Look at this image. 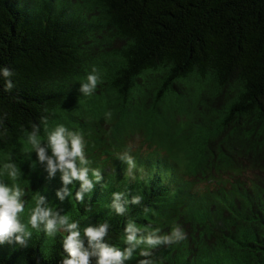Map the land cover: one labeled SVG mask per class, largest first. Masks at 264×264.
Segmentation results:
<instances>
[{"label":"trees","instance_id":"trees-1","mask_svg":"<svg viewBox=\"0 0 264 264\" xmlns=\"http://www.w3.org/2000/svg\"><path fill=\"white\" fill-rule=\"evenodd\" d=\"M5 67L14 87L0 75V182L21 191L18 220L31 236L0 244V264H63L71 231L98 264L86 229L101 225L99 243L121 253L133 247L129 227L138 240L186 233L138 244L122 264H264V0H0ZM93 67L100 81L84 95ZM34 125L43 161L28 141ZM58 125L83 137L87 163L75 164L88 190L65 184L59 166L49 172ZM40 197L66 218L51 236L29 223Z\"/></svg>","mask_w":264,"mask_h":264},{"label":"clouds","instance_id":"clouds-1","mask_svg":"<svg viewBox=\"0 0 264 264\" xmlns=\"http://www.w3.org/2000/svg\"><path fill=\"white\" fill-rule=\"evenodd\" d=\"M0 75L5 79V90H11L14 85L10 77L13 72L5 67L0 69ZM100 81V75L95 67L92 68L90 74L87 75V82L80 85L79 91L84 95L93 94ZM39 128L38 126H33V131L28 135V141L37 151L40 161L46 159L45 149L41 147V140L38 136ZM69 141L71 142V150L68 148ZM48 144L52 149L53 156L58 160V165L53 162V159H48V168L50 174L54 173L56 167L59 166L63 171L62 179L65 184L71 182L72 178L79 179L83 181L84 190H88L92 187L91 182L87 179V169L81 168L77 169L75 160L79 159L81 164L87 163L84 157V141L81 134L77 132L69 131L65 126L58 125L51 133L48 135ZM127 161L129 165V171L135 167L133 158L127 153L122 157ZM4 168L9 170V175L15 179L17 177V168L14 163H7ZM94 175L99 178L98 173L94 172ZM21 191L17 186L8 187L3 182H0V244L5 243H18L25 245V241L31 236V232L26 230L25 225H21L18 220V214L24 210V205L19 201V196ZM122 193H114L115 201L113 207L115 208L117 214H122L124 212L123 207L118 203ZM62 198V197H61ZM77 199H81V193L76 194ZM141 197L136 196L133 199V203H139ZM43 202V197H40L37 201V205L32 211L29 223L32 228H39L40 224H44L46 232L48 235H53L58 227L65 224L66 218H60L57 221L56 217L53 215L51 209L41 208L39 205ZM147 211V209L145 210ZM75 224H70L67 226L68 230L74 229ZM129 233L126 237V242L132 244V248H127L123 253L116 250L115 248L108 247L99 243L105 235V226L101 225L98 229L88 228L86 229V235L90 238V241L97 242L96 248L98 249L99 260L98 264H122L124 259H128L132 256L133 248L138 244H146L149 248H154L159 245H168L174 242H179L186 239V233L180 226H175L170 235H159L160 229L157 228L150 232L147 236L137 239L135 233L132 231L131 227L128 229ZM79 233L71 231L70 235H67L64 240V248L67 250L73 259H65L63 264H88L89 254L87 252H82L81 242L78 239ZM141 256L149 257L151 253L147 250L141 251ZM139 264H153L152 260L142 259Z\"/></svg>","mask_w":264,"mask_h":264},{"label":"rangeland","instance_id":"rangeland-1","mask_svg":"<svg viewBox=\"0 0 264 264\" xmlns=\"http://www.w3.org/2000/svg\"><path fill=\"white\" fill-rule=\"evenodd\" d=\"M139 143H140L139 139H136V140H135L134 142H132L131 144H132L133 147H137V146L139 145ZM141 148L143 149V151H146V150H147V147L144 146V145H142Z\"/></svg>","mask_w":264,"mask_h":264}]
</instances>
